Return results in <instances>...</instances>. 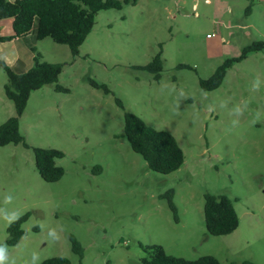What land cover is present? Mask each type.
<instances>
[{
  "label": "rangeland",
  "instance_id": "374dc122",
  "mask_svg": "<svg viewBox=\"0 0 264 264\" xmlns=\"http://www.w3.org/2000/svg\"><path fill=\"white\" fill-rule=\"evenodd\" d=\"M218 2L200 0L194 8L192 0H138L121 11H100L76 57L51 39L2 47L10 52L15 46L26 60L36 50L44 60L62 64L59 85L69 92L53 85L33 92L20 119L31 147L64 153L57 160L64 169L61 180H42L32 149L0 147V264H41L53 257L71 264H142V246L151 245L187 260L213 256L221 264H264V51L236 64L218 89H201L199 78L210 77L221 62L202 59L216 19L231 28L247 18L245 4H229V11L226 3L216 14ZM249 23L251 32L231 37L229 58L264 40L261 7H253ZM161 49L159 81L133 68L148 64ZM180 64L191 69H179ZM6 83L0 69V125L15 115ZM125 112L176 138L185 155L178 171L153 172L132 151L124 137ZM170 190L178 221L162 198ZM207 193L233 201L239 226L232 234L207 233ZM26 214V235L11 247L8 229ZM70 235L82 245L83 260L73 253Z\"/></svg>",
  "mask_w": 264,
  "mask_h": 264
},
{
  "label": "trees",
  "instance_id": "16d2710c",
  "mask_svg": "<svg viewBox=\"0 0 264 264\" xmlns=\"http://www.w3.org/2000/svg\"><path fill=\"white\" fill-rule=\"evenodd\" d=\"M138 0H0V21L13 20L14 36H0V43L23 38L36 31L38 41L51 39L59 45L69 47L73 57L79 55V49L92 32L100 11L123 10L126 6L135 5ZM251 7L247 8L249 14ZM264 51V40L253 41L246 45L237 57L227 58L217 66L208 78H199V85L204 91H213L221 87L227 73L236 64L246 60L252 53ZM165 60L163 50L159 51L152 60L144 66H134V69L145 70L154 75L159 81L164 71ZM179 69H191V66L180 64ZM0 69L7 75L4 93L15 108V115L0 125V147L22 145L32 149L37 171L46 183H55L64 176V169L57 165V160L64 153L56 149L31 147L20 131V119L24 114L28 101L33 92L45 86L53 85L57 92H69L68 88L59 85L63 65L44 60L41 53L34 50L33 66L26 72L19 73L0 59ZM92 87L103 90L106 94L110 89L95 81H90ZM117 105L124 110L119 99ZM124 137L132 151L143 158L148 168L156 173L169 175L178 171L185 162L184 152L176 138L169 132L150 127L137 115L129 112L124 114ZM100 170L99 168H95ZM174 191L170 190L165 196L167 204L178 221V209L173 199ZM204 217L207 233L211 236H227L239 226L238 214L233 201L224 195H204ZM29 218L26 214L13 222L9 229L7 244L16 246L26 235L22 224ZM72 251L81 260L84 249L72 235L69 236ZM146 256L142 264H221L213 256H202L196 260H187L169 255L161 245L142 246ZM41 264H71L66 257H53ZM83 264V263H81ZM242 264H253L249 261Z\"/></svg>",
  "mask_w": 264,
  "mask_h": 264
},
{
  "label": "crops",
  "instance_id": "0c3cea01",
  "mask_svg": "<svg viewBox=\"0 0 264 264\" xmlns=\"http://www.w3.org/2000/svg\"><path fill=\"white\" fill-rule=\"evenodd\" d=\"M206 1V0H205ZM219 1V0H218ZM200 3V0H192V4L195 7H197ZM228 3V5H241L245 4L248 7H251V10L249 14H247V8L245 10V17H247L245 20H237V26L233 27L230 25H226L225 21L222 19H216L215 25H216V32L213 33L214 36L207 37V40L205 41L204 45L202 46L203 51V57L204 63L208 64L210 62H213L214 60H217L220 58L221 62L218 65H220L225 59L229 58L228 50L230 49L232 45L231 37H239L241 34H244L246 32H251V24L249 23V20L251 16L253 15V7L259 6L261 9L264 10V0H221V2L216 3L215 5V13L218 14V12L223 11L224 5ZM209 5H212V0H210V3H206ZM229 5V11H233V8ZM176 18V16H174ZM226 27L227 29L232 30L231 32L226 33L223 30V27ZM0 36H6V37H12L14 36V30H13V20L12 19H5L0 21ZM21 40H29L32 44H36L37 38H36V31H32L29 35L23 38H16L12 39L11 41L0 43V59L4 60L7 65L12 66V64L17 65L19 69H17V72L23 73L26 72L31 68V64L33 61V56L31 55L28 60L22 59L20 57V54L15 50V46H12V50L8 52V49L2 48L4 45L9 43H15ZM257 41V40H256ZM5 47V46H4ZM245 47V46H244ZM243 47V48H244ZM241 52V51H240ZM239 52V54H240ZM239 54L234 55V57H237ZM232 58V57H231ZM216 66V68H217Z\"/></svg>",
  "mask_w": 264,
  "mask_h": 264
},
{
  "label": "clouds",
  "instance_id": "9594fccd",
  "mask_svg": "<svg viewBox=\"0 0 264 264\" xmlns=\"http://www.w3.org/2000/svg\"><path fill=\"white\" fill-rule=\"evenodd\" d=\"M10 219L11 220H14V219H16V217L15 216H12ZM2 260H3V256H0V262H2Z\"/></svg>",
  "mask_w": 264,
  "mask_h": 264
},
{
  "label": "built area",
  "instance_id": "2783aa9c",
  "mask_svg": "<svg viewBox=\"0 0 264 264\" xmlns=\"http://www.w3.org/2000/svg\"><path fill=\"white\" fill-rule=\"evenodd\" d=\"M206 3H210V0H206ZM212 36H214V34ZM209 37H211V35H209Z\"/></svg>",
  "mask_w": 264,
  "mask_h": 264
}]
</instances>
